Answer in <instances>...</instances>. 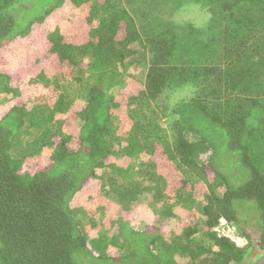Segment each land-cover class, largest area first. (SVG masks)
I'll return each mask as SVG.
<instances>
[{
  "label": "trees",
  "instance_id": "1",
  "mask_svg": "<svg viewBox=\"0 0 264 264\" xmlns=\"http://www.w3.org/2000/svg\"><path fill=\"white\" fill-rule=\"evenodd\" d=\"M182 1L0 0V264L264 252V0H199L202 29L172 25ZM113 177L126 184L109 190ZM144 182L151 205L139 207ZM87 214L103 221L87 231ZM221 219L248 245L218 239Z\"/></svg>",
  "mask_w": 264,
  "mask_h": 264
},
{
  "label": "rangeland",
  "instance_id": "2",
  "mask_svg": "<svg viewBox=\"0 0 264 264\" xmlns=\"http://www.w3.org/2000/svg\"><path fill=\"white\" fill-rule=\"evenodd\" d=\"M163 1H166V0H163ZM182 2H183V4H181V9L179 10V12L175 16H173L171 18L170 15H168L170 17L169 20L172 23V25L173 24H182V23L191 22V23H193L196 26L197 29H202L204 27L206 28V25H204V24H206L208 22V20H206V19H208L209 16L207 15L206 12L203 11L202 6H203L204 2L199 1V0H197V1L196 0H186V1H182ZM192 3L195 6L194 5H189V4H192ZM197 5H200V7L197 6ZM139 67L140 66H138V65L135 66L134 71H133V78L142 80V79L145 78L147 72H146V70H141V69L139 70ZM117 73H118L117 70H115L114 72L111 71V72L108 73V76L106 78H108L111 75H117ZM90 78L95 79V77H93V76L90 77ZM126 79H128V78H126ZM191 92H192V90L187 88V89H185V90H183V91H181L179 93H176L174 95V97H173V101L172 102H176V101L178 102L181 99H183L184 97L190 96ZM0 105H2V102H0ZM30 106L33 107L34 103L33 102L30 103ZM119 179H120L119 177H113L111 179V181L109 183V190L112 189L115 186V184H117L118 182L119 183L121 182V184H126L125 179H123L122 177H121V180H119ZM134 179H135V181H138L139 177L135 176ZM141 189H142V192H141V194L139 196V199L138 200L136 199L137 200V204L141 205L139 207L150 206L151 205L150 204V202H151V194H152L153 189H154V184L152 182H144L143 184H141ZM121 201H122V199H121ZM136 206H138V205H136ZM131 207L132 206H130V209H131ZM136 208H138V207H136ZM132 210H133V212L137 211L134 208H132ZM157 211L159 213H161V216L165 213V210H161L160 207L157 209ZM122 214H123L122 213V208L121 209L119 208L118 211H117V215L120 217ZM250 215L251 214L244 215V216L249 218ZM90 218H91V215L87 214L86 215V219L82 220V223H83L82 225L87 229V231L94 230L95 226L96 225L97 226L100 225L101 222L103 221V219H100L99 216H97V219H90ZM93 218H95V217H93ZM247 218L245 219L246 221H247ZM124 220L128 222L130 229H132L134 231L142 232V231H144L145 229L148 228V224L145 223V219H129V216H128V218L124 219ZM248 220H250V219H248ZM160 222H164L166 225L172 226L170 224L173 223V220L169 219L167 214H165L163 219L161 217V221ZM98 230H96V231H98ZM115 231H116L115 229H111V230L110 229H104V230L101 229L99 231V233H102L106 237H108V238L110 237L111 238L115 234ZM248 231H249L248 233H249L250 237L254 240L255 243L260 241V235L254 229V226L251 225L250 229ZM119 248H121V246H119ZM263 254H264V252L262 250L256 251V254H254L252 257L247 259V261H245L244 264H255L256 261H257V258L260 255L262 256ZM107 255L110 256V257H116L117 254L115 255L114 253L109 252ZM117 256H121V254H118ZM90 264H103V263H98V262L92 260V261H90Z\"/></svg>",
  "mask_w": 264,
  "mask_h": 264
},
{
  "label": "built area",
  "instance_id": "3",
  "mask_svg": "<svg viewBox=\"0 0 264 264\" xmlns=\"http://www.w3.org/2000/svg\"><path fill=\"white\" fill-rule=\"evenodd\" d=\"M213 233L218 239H228L238 247L244 248L248 245L247 239L238 235L236 227L226 219H221L218 225L213 229Z\"/></svg>",
  "mask_w": 264,
  "mask_h": 264
},
{
  "label": "water",
  "instance_id": "4",
  "mask_svg": "<svg viewBox=\"0 0 264 264\" xmlns=\"http://www.w3.org/2000/svg\"><path fill=\"white\" fill-rule=\"evenodd\" d=\"M255 264H264V256L261 257Z\"/></svg>",
  "mask_w": 264,
  "mask_h": 264
}]
</instances>
